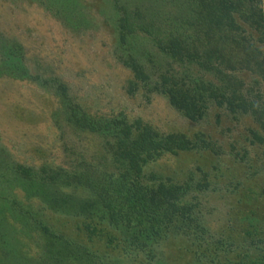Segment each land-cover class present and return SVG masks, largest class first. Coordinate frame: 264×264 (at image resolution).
Here are the masks:
<instances>
[{
  "label": "rangeland",
  "instance_id": "374dc122",
  "mask_svg": "<svg viewBox=\"0 0 264 264\" xmlns=\"http://www.w3.org/2000/svg\"><path fill=\"white\" fill-rule=\"evenodd\" d=\"M253 2L263 21L250 25L243 8L232 27L201 17L191 0H0V264L264 260V0ZM123 18L135 28L125 43ZM144 26L179 29L203 64L175 61ZM130 57L148 85L125 65ZM162 74L206 95L202 118L156 90ZM233 97L245 108L233 112ZM123 118L197 141L152 150L139 172L140 185L179 187L175 203L192 205L167 224L164 204L157 218H166L145 235L124 197L131 155L114 149L113 121Z\"/></svg>",
  "mask_w": 264,
  "mask_h": 264
},
{
  "label": "trees",
  "instance_id": "16d2710c",
  "mask_svg": "<svg viewBox=\"0 0 264 264\" xmlns=\"http://www.w3.org/2000/svg\"><path fill=\"white\" fill-rule=\"evenodd\" d=\"M253 1L254 0H191V7H196L197 9L200 8L201 17L207 16L208 18L214 13L215 18H218L217 21L219 24L221 23L224 25L229 23V25L233 27L234 21L231 17L233 16L232 13L237 12V10L240 11V9L242 10L243 8L242 11H244V13L242 14L247 20H249L250 25L263 21V12L255 8ZM245 11H248V14H245ZM136 16L135 12V17ZM209 20H211V17ZM219 24L216 23L217 26H220ZM262 25L263 23H261V26ZM145 28L150 35L155 33L157 47L175 61L184 63L187 60L190 61L191 64L198 62L203 64L201 53L197 52L190 46L191 41L189 38H186L185 35H179V29L166 30L161 27H156L155 31L152 32L148 27ZM237 28L239 27L237 26ZM122 29L124 32H122L121 40L125 43L127 41V34L132 33L135 28L133 24H130V21L127 18H123ZM134 59L132 58L131 60L130 57V59H125L124 63L126 66H129L134 70L135 77L138 81L148 85L150 75L146 74L142 69V65ZM210 60V57L208 59L206 58L205 62H210ZM160 78L161 80L158 81L155 86L157 91L166 95L170 103L177 109L184 111L186 117L189 119L197 120L202 118L201 109L198 107V103L206 96L204 93H192L193 90L189 89H186V91H183V89L181 90L178 84L179 79L174 74H162ZM137 89L138 85H135V90ZM151 89L153 90V88ZM217 95L218 94L215 91H212L211 96L217 98ZM238 99L239 98L236 97H233V101L229 99L230 102L228 103L233 112L236 110V106L239 108H245L246 102L242 101L236 103ZM75 116L83 126L89 124V117L86 113H78V111H76ZM113 123L117 135L116 147L114 149L116 153L120 152L121 155H131V167L136 171V177L135 171L133 172V177H130V179H132V184H130L131 193L129 196L124 195V197L127 198L126 203L129 204V207H134L132 208L135 209L136 217L141 220L143 234H146V230H148L147 228H150L151 231L156 229L154 222L155 219L159 221V223L163 222L165 216L162 217V219H158L157 212L164 211V208H162L164 204H168L169 206L167 211L169 212L168 216L170 217V219L167 218L168 220H165V223L170 224L178 213H180L183 218L189 217L192 212V205L189 204V206L184 205L178 207L179 205L175 203V196L178 198L179 187L170 188L161 184V186H159V191H157L159 187L157 189H151L147 186L140 185L138 183V175L140 174L139 172L142 170L143 165L153 158L151 153L152 150L163 149L175 153L179 150H189L194 148L197 141L190 139L187 135L182 133L163 135L154 130L150 125H144L143 121L140 119L136 120L133 124L129 123L125 118L114 120ZM203 143H205V141H203ZM143 153H145V155H143ZM94 182L96 183V181ZM118 186L119 185L115 186L114 189L118 188ZM127 212H125L124 215H126ZM112 213L114 215L116 214L115 212ZM119 214L120 212H118L116 216ZM149 214L153 216L149 218ZM260 261V264H264V260ZM249 264L259 263L249 262Z\"/></svg>",
  "mask_w": 264,
  "mask_h": 264
}]
</instances>
